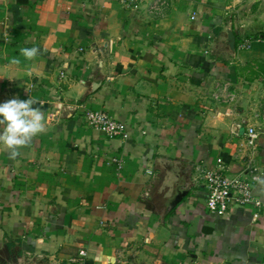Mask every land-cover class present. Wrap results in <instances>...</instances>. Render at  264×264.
Masks as SVG:
<instances>
[{
    "label": "crops",
    "instance_id": "0c3cea01",
    "mask_svg": "<svg viewBox=\"0 0 264 264\" xmlns=\"http://www.w3.org/2000/svg\"><path fill=\"white\" fill-rule=\"evenodd\" d=\"M166 2L0 0V103L45 117L0 148V264H264V0ZM99 111L127 136L91 128ZM218 160L256 169L261 208L208 212L197 170Z\"/></svg>",
    "mask_w": 264,
    "mask_h": 264
},
{
    "label": "built area",
    "instance_id": "2783aa9c",
    "mask_svg": "<svg viewBox=\"0 0 264 264\" xmlns=\"http://www.w3.org/2000/svg\"><path fill=\"white\" fill-rule=\"evenodd\" d=\"M125 7L138 10L141 6L148 4L152 11H158L167 4L166 0H117ZM195 19V17H193ZM88 124L91 128L96 129L106 135L108 138H116L119 136L126 137V126L114 120L106 112L90 113L87 118ZM257 131L251 127L248 129V146L256 148L258 139ZM218 170L206 171L205 169L198 168V173L206 181L208 190V198L206 208L209 213L217 216L228 215L233 206H247L254 205L258 209L262 207L263 203L253 195L252 182H258L260 176L256 169L250 173L251 181L243 179L242 177H228L223 174L225 166L222 160H218ZM87 254L82 251L81 256Z\"/></svg>",
    "mask_w": 264,
    "mask_h": 264
},
{
    "label": "clouds",
    "instance_id": "9594fccd",
    "mask_svg": "<svg viewBox=\"0 0 264 264\" xmlns=\"http://www.w3.org/2000/svg\"><path fill=\"white\" fill-rule=\"evenodd\" d=\"M39 51L37 47L23 48L21 55L31 60ZM34 103L31 98L21 100L18 97L0 103V148L9 150L12 158L17 155L18 148L45 131L44 113L34 107Z\"/></svg>",
    "mask_w": 264,
    "mask_h": 264
},
{
    "label": "water",
    "instance_id": "95a60500",
    "mask_svg": "<svg viewBox=\"0 0 264 264\" xmlns=\"http://www.w3.org/2000/svg\"><path fill=\"white\" fill-rule=\"evenodd\" d=\"M228 42H229V47L232 52H235V47H236V37L232 29H230L229 36H228ZM186 195V192H182V190L178 191L176 193L173 201L170 203L171 208L177 207L178 204H180Z\"/></svg>",
    "mask_w": 264,
    "mask_h": 264
},
{
    "label": "trees",
    "instance_id": "16d2710c",
    "mask_svg": "<svg viewBox=\"0 0 264 264\" xmlns=\"http://www.w3.org/2000/svg\"><path fill=\"white\" fill-rule=\"evenodd\" d=\"M19 2H20V0H19Z\"/></svg>",
    "mask_w": 264,
    "mask_h": 264
}]
</instances>
